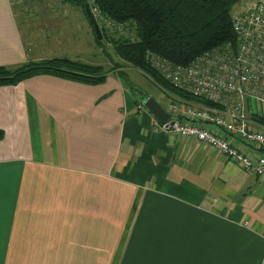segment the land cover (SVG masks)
I'll use <instances>...</instances> for the list:
<instances>
[{
    "label": "crops",
    "instance_id": "crops-1",
    "mask_svg": "<svg viewBox=\"0 0 264 264\" xmlns=\"http://www.w3.org/2000/svg\"><path fill=\"white\" fill-rule=\"evenodd\" d=\"M13 4L0 0L8 68L39 59ZM113 71L95 85L46 74L0 85V264H264V176L156 128L141 86ZM153 97L166 110L173 96Z\"/></svg>",
    "mask_w": 264,
    "mask_h": 264
},
{
    "label": "built area",
    "instance_id": "built-area-1",
    "mask_svg": "<svg viewBox=\"0 0 264 264\" xmlns=\"http://www.w3.org/2000/svg\"><path fill=\"white\" fill-rule=\"evenodd\" d=\"M90 10L109 30L122 25L103 17L96 5ZM231 21L232 43L206 50L187 64H175L147 52V62L165 81L211 103L203 105L172 95L165 110L169 118L163 124L155 120L154 125L208 144L247 171L264 176V127H253V113L247 108L249 100L264 105V0L235 4ZM232 137L255 149L256 156L231 143Z\"/></svg>",
    "mask_w": 264,
    "mask_h": 264
},
{
    "label": "trees",
    "instance_id": "trees-1",
    "mask_svg": "<svg viewBox=\"0 0 264 264\" xmlns=\"http://www.w3.org/2000/svg\"><path fill=\"white\" fill-rule=\"evenodd\" d=\"M67 1L82 7L89 23L85 7L91 8V5H96L106 19L117 23L125 22L131 26L134 32L133 39L109 37L105 32L106 28L100 26L102 38L105 37L106 41L112 44L113 51L120 60L140 69L148 79L160 86L162 91L178 98L211 105L207 100L194 97L165 81L147 62L146 54L152 51L175 64H187L206 50L224 43H232L235 35L231 11L233 6L242 0ZM15 6L17 5L13 4V8ZM96 42L101 43V39L96 37ZM118 65L116 63V67ZM109 71L113 69L104 71L99 64L85 63L67 57H54L27 61L14 68L0 66V85H16L27 78L42 74L95 85L104 82ZM119 73L117 72L118 76L130 86L127 75L121 70ZM131 87L137 89L134 85ZM137 93L140 97L146 98L139 88ZM140 106L142 107V104ZM250 117L264 127L263 116L253 113Z\"/></svg>",
    "mask_w": 264,
    "mask_h": 264
},
{
    "label": "rangeland",
    "instance_id": "rangeland-1",
    "mask_svg": "<svg viewBox=\"0 0 264 264\" xmlns=\"http://www.w3.org/2000/svg\"><path fill=\"white\" fill-rule=\"evenodd\" d=\"M13 2L17 5L14 9L21 21L27 52L29 56L38 57L37 61L54 57L70 59L77 57L86 62L99 63L104 71L113 69L117 74L121 70L123 74L127 75L128 82L140 85V90L152 93L155 97H161L164 101L168 95L172 96L162 91L160 86L148 79L140 69L120 60L115 55L112 44L107 42L105 37L101 38V43H97L93 26L86 19L82 7L77 5L52 6L45 2L27 0L22 2L13 0ZM102 22L103 20L97 21L99 27L106 28ZM119 24H122L120 28L119 26H115L112 30L106 28V34L115 39L120 37L133 39L132 27L126 25L125 22ZM116 63L119 64L118 67H116ZM250 105L251 112L264 115L259 108L253 104Z\"/></svg>",
    "mask_w": 264,
    "mask_h": 264
},
{
    "label": "water",
    "instance_id": "water-1",
    "mask_svg": "<svg viewBox=\"0 0 264 264\" xmlns=\"http://www.w3.org/2000/svg\"><path fill=\"white\" fill-rule=\"evenodd\" d=\"M86 15L93 26L96 37L100 40L102 38L101 29L88 6L85 7ZM145 108L154 116V118L161 124L167 121L169 114L164 107L152 96H148L143 100Z\"/></svg>",
    "mask_w": 264,
    "mask_h": 264
}]
</instances>
